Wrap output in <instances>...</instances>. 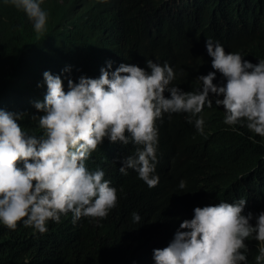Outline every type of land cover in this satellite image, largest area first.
Listing matches in <instances>:
<instances>
[{"label":"clouds","instance_id":"9594fccd","mask_svg":"<svg viewBox=\"0 0 264 264\" xmlns=\"http://www.w3.org/2000/svg\"><path fill=\"white\" fill-rule=\"evenodd\" d=\"M4 2L22 10L37 34L45 31L43 0ZM143 45L144 62L107 60L95 77H64L67 90L61 74L45 70L43 99L32 101L39 135L21 126L23 113L0 108V224L16 233L4 242L10 259L63 264L71 230L84 221L99 225L116 207L114 177L95 163L105 139L134 145L119 172L134 170L150 188L159 182L156 122L162 117L184 113L205 139L239 124L264 140V35L250 31L226 42L222 28L184 18L171 30L152 27ZM69 70L66 65L61 73ZM218 74L219 84L213 81ZM205 115L223 131L217 133L216 124L205 137ZM177 186L185 189V180ZM130 215L141 221L137 211ZM155 232L152 264H264V155L231 182L204 177ZM111 239L99 232L88 246L103 254Z\"/></svg>","mask_w":264,"mask_h":264},{"label":"trees","instance_id":"16d2710c","mask_svg":"<svg viewBox=\"0 0 264 264\" xmlns=\"http://www.w3.org/2000/svg\"><path fill=\"white\" fill-rule=\"evenodd\" d=\"M41 7L48 19L45 31L37 34L22 10L0 0V108L23 113L21 126L38 135L42 130L31 118L37 112L32 101L43 99L45 70L61 74L67 90L64 77L70 75L74 81L81 74L95 77L107 60L144 62L148 59L143 45L148 31L154 26L174 29L184 18L222 28L226 42L250 31L264 35V0H192L180 4L171 0H43ZM66 65L69 72L61 73ZM156 124L159 182L154 187H148L132 169L127 175L119 172L121 157L132 153L134 145L107 139L98 145L95 163L114 177L117 205L99 225L84 221L71 230L64 240L63 264H152L156 227L179 212L184 199L192 198L204 177L222 176L231 182L264 155V140L243 125H235L237 130L233 131V126L226 124L222 138L214 136L212 140L198 135L184 113L162 117ZM216 124L220 125L218 121L208 123L205 115L210 130L205 137H210ZM180 179L185 180V189L178 188ZM134 210L141 216L139 223L131 221ZM1 226L0 264H21L4 253V242L14 240L16 233ZM99 232L112 238L103 254L88 246Z\"/></svg>","mask_w":264,"mask_h":264},{"label":"bare ground","instance_id":"6f19581e","mask_svg":"<svg viewBox=\"0 0 264 264\" xmlns=\"http://www.w3.org/2000/svg\"><path fill=\"white\" fill-rule=\"evenodd\" d=\"M106 20H108V19H106ZM214 82H216V83H218L219 84V82L221 81V74H218L217 76H216V78H214V80H213ZM217 120H216V118H213V122H216ZM208 126V125H207ZM210 131V130H209ZM223 131V128L220 126L218 129H216V132L217 133H221ZM210 134V133H209ZM220 138V137H219ZM221 138H222V136H221ZM220 138V139H221ZM234 138V137H233ZM223 140V139H222ZM209 141V140H208ZM219 141V140H218ZM217 141V142H218ZM220 143V142H219ZM231 143V142H230ZM206 144V143H205ZM216 150V149H215ZM231 150V149H230ZM232 151H233V149H232ZM232 153V152H231ZM206 163H208V162H206ZM209 164V163H208ZM224 177H225V175H223ZM228 179V178H227ZM263 189V188H262ZM72 219L71 218H69V221H71ZM67 224V221L65 222V223H63V225H66Z\"/></svg>","mask_w":264,"mask_h":264},{"label":"rangeland","instance_id":"374dc122","mask_svg":"<svg viewBox=\"0 0 264 264\" xmlns=\"http://www.w3.org/2000/svg\"><path fill=\"white\" fill-rule=\"evenodd\" d=\"M217 120V119H216ZM213 126H215L214 124H213ZM211 190L214 192V193H217L218 191L215 189V187H211ZM219 194H222V191H219Z\"/></svg>","mask_w":264,"mask_h":264}]
</instances>
